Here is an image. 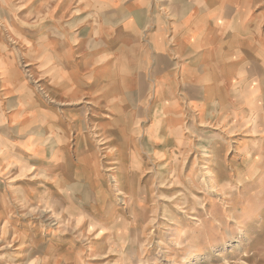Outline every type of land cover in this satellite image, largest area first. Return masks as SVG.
Here are the masks:
<instances>
[{"label": "rangeland", "instance_id": "1", "mask_svg": "<svg viewBox=\"0 0 264 264\" xmlns=\"http://www.w3.org/2000/svg\"><path fill=\"white\" fill-rule=\"evenodd\" d=\"M253 3L255 15L264 12V0ZM54 6V0H0L1 116L18 107L22 81L32 91L26 103L41 100L62 118L76 113L73 119L79 121L77 129L68 126V138L56 142L70 151L58 188L51 173L39 170L37 159L29 161L34 171L24 164L42 137L36 125L23 128L21 140L30 133L36 140L34 144L32 137L26 138L24 155L16 154L18 144L12 145L14 171L10 160L0 163V192L7 199L6 212L0 211V264H179L171 260L176 218L166 214L159 197L176 195L193 166L209 183L225 167L264 176V65L239 68L232 76V91L217 106L178 114L158 108L149 123L150 93H145L133 117L108 118L102 114V102L109 99L101 92L56 90L60 87L52 80L53 60L41 55L47 47L39 37L54 34L56 23L62 32L80 39L87 26L84 15H63ZM259 24L254 29L259 40L255 54L264 58V20ZM116 94L108 96L110 101H119L112 98ZM101 119L111 121L109 133ZM3 125L9 130L0 139L13 142V124ZM45 140L47 147L53 146L48 136ZM74 151L87 169L76 162ZM44 152L50 157L52 151ZM127 152L132 154L125 157ZM118 177L123 195H118ZM165 180L176 183L160 187ZM45 206L51 211L39 210ZM261 242L264 221L242 237L221 234L185 259L187 264H231L239 251H252Z\"/></svg>", "mask_w": 264, "mask_h": 264}, {"label": "crops", "instance_id": "2", "mask_svg": "<svg viewBox=\"0 0 264 264\" xmlns=\"http://www.w3.org/2000/svg\"><path fill=\"white\" fill-rule=\"evenodd\" d=\"M253 2L54 0L55 10L63 15H84L82 23L87 26V31L84 37L75 39L76 36L62 32L60 25L55 23L54 34L39 35V38L44 37L45 47L49 49L48 53L44 47L41 55H49L53 60L52 80L60 87L56 90L67 92L72 87L77 94L101 92L104 100L109 99L102 102V114L108 118L115 115L133 117L136 114L133 109L139 108L137 100L145 93H150L149 123L156 118L158 108H163L167 114L172 109L175 114L182 109L195 113L217 106L216 102L232 91V76L238 75L239 68L244 70L246 65L254 63L264 65V58L255 54L257 49L254 47L259 43L254 29L264 20V12L255 15ZM50 44L53 47H49ZM19 82L22 84L18 107L3 117L0 105V135L4 137V131L9 130L3 125L7 123L13 124L16 136L10 143L0 139V163L6 164L10 160L12 168L15 152L12 145L18 144L21 152L16 154L24 155L21 146L28 136H32L30 133L21 140L23 128L36 125L38 136L42 134V137L36 144L32 137L36 150L27 155L24 164L34 171L29 161L37 159L39 170L51 173L55 188H58L66 163L63 162L68 160L70 151L58 147L56 142L61 137L68 138V126L75 127V122L79 121L73 119L76 113L62 118L57 110L48 109L41 100L26 103V99L32 97V91ZM112 93H118L112 97L118 98V102L110 101L108 96ZM110 122L101 119L108 133ZM167 132L171 133V130ZM47 136L53 140L51 147H47ZM120 136L123 138L121 133ZM47 150L52 151L48 154L51 158L45 154ZM74 156L76 162L87 169L75 151ZM5 194L0 192V211L3 213L7 207Z\"/></svg>", "mask_w": 264, "mask_h": 264}, {"label": "clouds", "instance_id": "3", "mask_svg": "<svg viewBox=\"0 0 264 264\" xmlns=\"http://www.w3.org/2000/svg\"><path fill=\"white\" fill-rule=\"evenodd\" d=\"M68 175L71 179L70 170ZM173 183L176 181L165 180L160 187L171 188ZM180 189L176 195L159 197L165 202L166 214L176 218L171 260L179 264H187L186 257L198 252L206 242L218 240L221 234L236 232L242 237L250 227L264 221V176L245 173L239 166L218 170L211 183L200 178L193 166ZM84 190L87 192L86 187ZM39 210L51 211L47 206ZM231 264H264V242L252 251H239Z\"/></svg>", "mask_w": 264, "mask_h": 264}, {"label": "bare ground", "instance_id": "4", "mask_svg": "<svg viewBox=\"0 0 264 264\" xmlns=\"http://www.w3.org/2000/svg\"><path fill=\"white\" fill-rule=\"evenodd\" d=\"M255 118V117H254ZM78 151V153H80L79 152V150H77ZM82 153V152H81ZM83 155V154H82ZM80 156H81V154H80ZM116 178V177H115ZM114 180V179H113ZM130 181V180H129ZM128 182V181H127ZM123 183V182H122ZM122 183H121V181H120V179H119V177L116 179V185H117V187L119 188H117L118 190H119V192H118V195H123V191H122ZM126 183V182H125ZM131 184V183H130ZM129 185V184H128ZM128 187V186H127ZM127 189H129V188H127ZM126 190V189H125ZM107 216V215H106ZM98 217V216H97Z\"/></svg>", "mask_w": 264, "mask_h": 264}]
</instances>
